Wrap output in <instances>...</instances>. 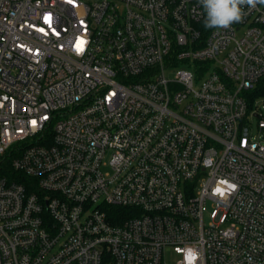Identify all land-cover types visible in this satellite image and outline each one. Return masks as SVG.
I'll use <instances>...</instances> for the list:
<instances>
[{
    "label": "built area",
    "instance_id": "1",
    "mask_svg": "<svg viewBox=\"0 0 264 264\" xmlns=\"http://www.w3.org/2000/svg\"><path fill=\"white\" fill-rule=\"evenodd\" d=\"M203 19L0 0V264H264V6Z\"/></svg>",
    "mask_w": 264,
    "mask_h": 264
},
{
    "label": "clouds",
    "instance_id": "2",
    "mask_svg": "<svg viewBox=\"0 0 264 264\" xmlns=\"http://www.w3.org/2000/svg\"><path fill=\"white\" fill-rule=\"evenodd\" d=\"M198 3L207 29H229L242 22L248 11L264 6V0H198Z\"/></svg>",
    "mask_w": 264,
    "mask_h": 264
},
{
    "label": "trees",
    "instance_id": "3",
    "mask_svg": "<svg viewBox=\"0 0 264 264\" xmlns=\"http://www.w3.org/2000/svg\"><path fill=\"white\" fill-rule=\"evenodd\" d=\"M249 94L250 103L258 98L264 97V78L256 84L255 88ZM12 159V155H6L4 158H2V160H0V176L17 180L24 184H29L30 179L28 177L12 169Z\"/></svg>",
    "mask_w": 264,
    "mask_h": 264
},
{
    "label": "rangeland",
    "instance_id": "4",
    "mask_svg": "<svg viewBox=\"0 0 264 264\" xmlns=\"http://www.w3.org/2000/svg\"><path fill=\"white\" fill-rule=\"evenodd\" d=\"M260 100H261V101H259V103H261L260 107L262 108V114L264 115V101H263L264 98H261ZM253 122H254V125L252 127V130H253V135L255 136V140L264 142V131L261 133L258 131L257 119H253ZM167 257L169 258L170 262H172L178 258V256H176L174 254L173 255L169 254Z\"/></svg>",
    "mask_w": 264,
    "mask_h": 264
},
{
    "label": "snow or ice",
    "instance_id": "5",
    "mask_svg": "<svg viewBox=\"0 0 264 264\" xmlns=\"http://www.w3.org/2000/svg\"><path fill=\"white\" fill-rule=\"evenodd\" d=\"M45 21L50 23V17H45ZM83 44H84V41H82V40L77 43V50L78 51L83 50Z\"/></svg>",
    "mask_w": 264,
    "mask_h": 264
}]
</instances>
